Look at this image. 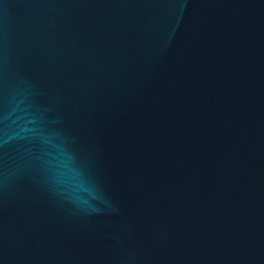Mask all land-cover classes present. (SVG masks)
Here are the masks:
<instances>
[{
	"label": "water",
	"instance_id": "95a60500",
	"mask_svg": "<svg viewBox=\"0 0 264 264\" xmlns=\"http://www.w3.org/2000/svg\"><path fill=\"white\" fill-rule=\"evenodd\" d=\"M0 264H264V0H0Z\"/></svg>",
	"mask_w": 264,
	"mask_h": 264
}]
</instances>
